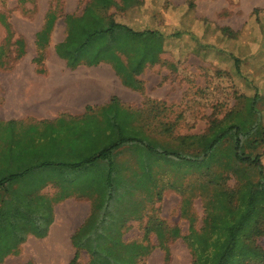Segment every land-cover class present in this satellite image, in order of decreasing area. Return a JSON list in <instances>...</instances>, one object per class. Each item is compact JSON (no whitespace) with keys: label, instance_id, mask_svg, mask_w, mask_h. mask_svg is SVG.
Listing matches in <instances>:
<instances>
[{"label":"rangeland","instance_id":"obj_1","mask_svg":"<svg viewBox=\"0 0 264 264\" xmlns=\"http://www.w3.org/2000/svg\"><path fill=\"white\" fill-rule=\"evenodd\" d=\"M90 1L0 0V33L4 36L6 24L11 23L17 37L26 44L21 53L26 51L27 56L34 57L35 35L43 27L47 13L54 10L58 20L54 39L46 51L55 56L54 46L66 37L65 17L81 15ZM115 2V7L101 9L107 19L135 30H160L167 43L158 63L148 66L137 77L138 89L126 86L109 64L79 67L88 73L110 72L114 82L112 98L117 97L122 105L100 111L102 106L93 104L89 113L100 112L111 130L116 131L114 118L118 121L121 116L124 122L129 110L134 114L135 125L151 139L176 146L178 138L206 135L213 121L222 120L235 108L245 107L243 97L256 92L264 97V0H138L133 8L124 7L122 0ZM259 107L264 114V102ZM85 114L87 110L79 116L64 114L54 120L1 119L0 142L11 148L3 155L13 163L9 171H20L18 165L22 161L29 173L26 178L33 180V189L56 172H62L61 161L75 160L63 155L61 144L69 143L80 122L87 121L90 129L97 126ZM118 159L125 176L140 172L136 156L128 148L120 150ZM226 168L227 163L222 161L216 172L203 176L186 168L154 165L157 187L152 192H138L136 213L123 229L126 241H148L154 248V260L150 261V255L140 264H194L197 259V264H219L215 253H223L227 248L230 254L224 264H264V236L252 239L251 235L259 213L247 217L243 226L235 218L217 226L206 221V198L214 188L205 185L208 178L223 176L227 186H238L232 173H224ZM89 173L102 175L104 168L93 167ZM159 191L162 201L152 199ZM58 194L55 188L47 191L51 199ZM92 204L89 198L78 196L54 202L64 219L74 215L76 206L88 211ZM245 215L243 209L238 213L240 217ZM44 242L27 237L17 252L1 264H36L30 253L45 250Z\"/></svg>","mask_w":264,"mask_h":264},{"label":"trees","instance_id":"obj_2","mask_svg":"<svg viewBox=\"0 0 264 264\" xmlns=\"http://www.w3.org/2000/svg\"><path fill=\"white\" fill-rule=\"evenodd\" d=\"M122 1L126 8L138 4V0ZM115 6V0H91L81 15H67L66 37L56 44L55 51L72 70L81 66L109 64L126 86L138 89L140 82L137 77L148 66L158 63L167 37L157 29L135 30L124 23L107 19L101 13V9ZM57 20L56 11L50 10L42 29L36 34L38 54L35 63L39 67L43 66L45 51L51 43ZM6 29L11 30V25L6 24ZM11 55L8 46H1L0 65L14 60ZM242 99L246 103L244 109L235 108L222 120L213 121L206 135L178 138L176 146L151 139L135 125L134 114L129 110L124 122L121 116L118 121L115 118L111 120L115 131L105 125L100 112L89 113L92 108L88 107L85 116L91 117L97 126L90 129L88 122L82 121L69 143L61 144L63 155L75 160L73 163L61 161L59 167L62 172H56L34 189L33 180L26 178L29 173L22 161L18 165L20 171L15 172L17 174L10 171L0 173V264L17 252L27 234L44 237L53 221V201L69 198L73 194L87 197L93 204L90 216L73 236L77 255L70 264H80V251L88 253L89 264H140L154 248L148 241H124L123 229L132 214L136 213L134 208L138 192H152L157 187L153 168L161 163L173 169L186 168L210 176L225 161L227 168L224 173H232L238 186L236 189L227 186V179L223 176L208 178L205 185L214 188L206 198V221L217 226L235 218L243 226L247 217L259 213L260 219L255 221L251 235L252 239L264 236V114L259 107L264 97L256 92ZM116 104L122 105L117 97H113L99 110ZM114 134L116 137H112ZM123 148H128L136 156L140 170L130 177L124 175L118 159ZM93 167L104 168V174L92 175L89 171ZM47 181L61 186L60 195L53 200L38 194ZM7 194L11 196L8 200L4 197ZM154 197L162 201L160 191L152 199ZM241 209L246 211L244 217L238 216ZM149 235L148 229L146 237ZM229 254L230 249L227 248L223 253L216 252L215 256L219 264H224ZM197 263L198 259L194 264Z\"/></svg>","mask_w":264,"mask_h":264},{"label":"crops","instance_id":"obj_3","mask_svg":"<svg viewBox=\"0 0 264 264\" xmlns=\"http://www.w3.org/2000/svg\"><path fill=\"white\" fill-rule=\"evenodd\" d=\"M53 39L54 33L51 37V40ZM4 45L12 51L11 56L14 60L4 61V65H0V120H23L29 117L54 120L64 114L79 116L93 104L104 106L110 103L114 82L109 71L97 74L82 72L81 68L69 69L66 62L57 55L56 45L55 56L50 55L49 50L45 51V56L47 55L49 59H45L43 66L39 67L35 63L38 54L36 35V55L29 57L26 51L21 53L20 49L26 44H22L14 28L5 29L4 36L0 33V48ZM52 57H56L58 61ZM41 69L44 71L41 72ZM6 149L11 148L0 142V173L8 172L10 166H13L9 158L3 156ZM23 186L25 189V182ZM51 188L58 190L60 195V184L50 181L42 186L38 194L48 198L47 191ZM4 197L8 200L11 196L7 194ZM54 202L52 203L53 221L46 235L40 237L33 233L27 234L29 240L46 241L42 244L45 245V250L41 248L30 253V258L36 264H70L77 255L73 236L80 230L92 211L91 206L88 211L83 209V206H76L73 209L74 215L64 219L61 215L62 211H59L58 205L54 206ZM149 259L154 260V252ZM78 262L90 263L86 251H80Z\"/></svg>","mask_w":264,"mask_h":264}]
</instances>
